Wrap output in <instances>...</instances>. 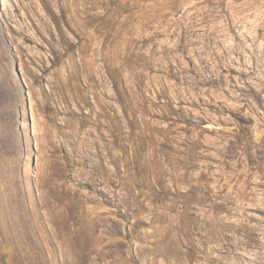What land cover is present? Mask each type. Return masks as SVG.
I'll list each match as a JSON object with an SVG mask.
<instances>
[{
	"label": "rangeland",
	"instance_id": "rangeland-1",
	"mask_svg": "<svg viewBox=\"0 0 264 264\" xmlns=\"http://www.w3.org/2000/svg\"><path fill=\"white\" fill-rule=\"evenodd\" d=\"M0 264H264V0H0Z\"/></svg>",
	"mask_w": 264,
	"mask_h": 264
}]
</instances>
